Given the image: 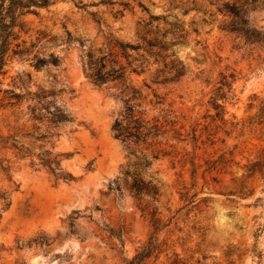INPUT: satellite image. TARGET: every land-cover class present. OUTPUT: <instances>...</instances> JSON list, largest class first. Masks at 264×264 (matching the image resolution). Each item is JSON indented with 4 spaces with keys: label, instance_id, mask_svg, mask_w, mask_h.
<instances>
[{
    "label": "rangeland",
    "instance_id": "rangeland-1",
    "mask_svg": "<svg viewBox=\"0 0 264 264\" xmlns=\"http://www.w3.org/2000/svg\"><path fill=\"white\" fill-rule=\"evenodd\" d=\"M236 1L54 0L18 18L12 46L29 53L10 57L0 76L1 90L22 95L11 107L0 92V138L11 136L16 148L0 143V264H127L150 237L158 252L147 264H171L174 254L185 264H264V176L247 179L242 169L264 149V120L258 119L264 61L257 60L264 54L222 30L229 17L221 6ZM247 14L250 25L264 31V4ZM150 16L160 20L149 25ZM108 35L131 44L145 35L167 44L163 62L148 57L145 74L130 76L137 97L129 104L159 123L163 109L174 123L146 144L125 145L113 137L110 127L128 96L84 77L86 52L102 49ZM36 54H53L59 67L35 70L30 60ZM171 61L183 75L153 84L160 70L170 76ZM230 73L236 79L223 104V124L210 98L220 74ZM23 74L29 80L19 82ZM38 89L63 91L58 102L73 119L50 141L40 138L46 124L28 114V93ZM152 91L161 107L152 106ZM47 149L59 156L71 181L54 182L40 167L37 156ZM153 150L163 154L152 160ZM222 153H231L235 164L211 171ZM134 182L142 193L132 189ZM230 246L234 255L226 258Z\"/></svg>",
    "mask_w": 264,
    "mask_h": 264
},
{
    "label": "trees",
    "instance_id": "trees-1",
    "mask_svg": "<svg viewBox=\"0 0 264 264\" xmlns=\"http://www.w3.org/2000/svg\"><path fill=\"white\" fill-rule=\"evenodd\" d=\"M54 0H0V76L5 75L4 68L10 57L26 56L29 53L26 49H20L19 45L12 46L13 41L17 39L15 29H20L21 24L18 23V18L24 14H31L34 11L32 9L47 8ZM264 4V0H238L233 3H224L221 6V11L228 17L229 21L222 30L234 36V41L239 40L242 46L260 48L264 54V31L256 29L250 25V20L247 14V9H255L258 6ZM143 7V6H141ZM92 20L98 24H102L101 18L97 14H90ZM150 23L159 21L158 17H149ZM146 32L145 35H148ZM139 37L140 42L131 44L123 42L114 38L112 35H108L105 38V45L97 52H86L83 74L84 77L92 83L95 87L101 88L103 86L112 84L117 91L118 97L128 98L125 101V107L121 115L115 119L110 127V131L113 137L119 140L121 143L128 145L132 144L137 146L139 144H146L147 140H155L161 134L165 133V127L167 125L172 126L169 121H166V113L163 109H159L160 113H164L162 116V123H159L158 119L153 117L148 120L144 114L137 111V105L129 104L130 101L137 97V92L131 88L130 76H141L147 71L146 63L147 58H153V64L158 65V59L163 62L166 56H163L161 52L166 51V43L154 39H148L146 36ZM165 35L160 38L164 39ZM235 45L234 47H236ZM261 55H257V60ZM31 66L35 70L42 68L55 67L58 68L60 61L53 54L48 55H34L30 60ZM170 76L165 77L164 71L157 72L158 76L152 82L155 85L166 84L168 82H177L183 75V69L175 65L174 61L169 63ZM166 69V66H164ZM25 77L29 80L28 74L17 76V80L20 82V78ZM235 74L230 73L220 74V81L214 90L213 97L210 98V106L216 111V118L223 124L226 123L224 115L226 114L224 109V103L233 96V84L235 82ZM2 82L0 81V87ZM143 87L150 90L149 85L143 82ZM5 95L8 104L11 107H16L17 103L22 99V95L15 94L12 90H1ZM63 91L54 93L52 91H44L38 89L36 93L29 94L33 105L28 107V114L31 119L37 123H45L47 131L40 136L41 139H49L57 137V130L59 127L72 123L73 119L64 110L63 105L59 104V97ZM68 94H73V90L69 89ZM153 98L155 101L152 106L161 107L163 105L162 98L157 96L153 91ZM14 101V102H13ZM219 101L222 102L219 103ZM258 119L264 120V105L259 110ZM264 122V121H263ZM175 135L180 136L176 132ZM47 143L50 145V142ZM10 142L11 148H15V142L12 137L0 138V143L7 145ZM149 146H155V143H151ZM163 154L162 150H153L150 154L152 160L157 159ZM59 156L53 155L50 149L43 150L38 154L37 159L40 167L47 170L53 178L54 182L63 181L69 182L72 177L68 174H63L59 166ZM231 164H235L232 159L231 153H222L218 161L210 163V170L217 173L224 170ZM149 165V162H145V166ZM245 178H252L258 174L264 176V149H261L254 160L247 161L242 166ZM132 189L137 193H142L143 189L139 182H134ZM154 189V188H151ZM154 195V192L151 193ZM4 199V198H1ZM229 250L225 252V257L230 258L234 255L233 247H229ZM158 252L157 244L153 237H150L142 247V249L135 253V255L127 262V264H147L149 259ZM241 255H238V257ZM175 259L171 264H185L178 255L174 254Z\"/></svg>",
    "mask_w": 264,
    "mask_h": 264
},
{
    "label": "water",
    "instance_id": "water-1",
    "mask_svg": "<svg viewBox=\"0 0 264 264\" xmlns=\"http://www.w3.org/2000/svg\"><path fill=\"white\" fill-rule=\"evenodd\" d=\"M65 165L69 169H72L73 167H75L74 163L71 161H66ZM113 173H114V169L112 168L111 171L109 172V175H112ZM59 192H62V191H59Z\"/></svg>",
    "mask_w": 264,
    "mask_h": 264
}]
</instances>
